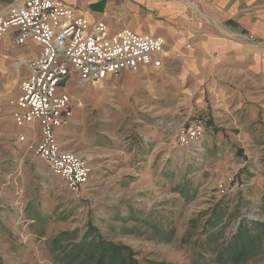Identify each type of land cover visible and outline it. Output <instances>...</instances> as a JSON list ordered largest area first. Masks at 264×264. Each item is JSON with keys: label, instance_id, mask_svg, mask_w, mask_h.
<instances>
[{"label": "rangeland", "instance_id": "1", "mask_svg": "<svg viewBox=\"0 0 264 264\" xmlns=\"http://www.w3.org/2000/svg\"><path fill=\"white\" fill-rule=\"evenodd\" d=\"M1 46L0 62L9 60L0 69V264H264L256 48L207 53L201 67L167 56L160 70L69 80L65 91L81 107L72 104L57 141L90 169L73 191L17 141L11 101L25 68ZM198 118L204 135L180 147Z\"/></svg>", "mask_w": 264, "mask_h": 264}, {"label": "built area", "instance_id": "2", "mask_svg": "<svg viewBox=\"0 0 264 264\" xmlns=\"http://www.w3.org/2000/svg\"><path fill=\"white\" fill-rule=\"evenodd\" d=\"M6 36L15 48L31 51L17 64L26 70L11 113L20 131L17 141L28 148L33 145L34 154L51 172L77 191L89 182L90 169L57 141L58 131L72 119V104L81 107L65 85L71 79L84 86L124 72L160 70L165 41L128 30L110 33L103 23L90 24L78 9L59 0H10L0 10V39ZM204 127L201 119L191 122L181 131L179 146H191L204 135ZM26 130L34 132L29 142Z\"/></svg>", "mask_w": 264, "mask_h": 264}, {"label": "crops", "instance_id": "3", "mask_svg": "<svg viewBox=\"0 0 264 264\" xmlns=\"http://www.w3.org/2000/svg\"><path fill=\"white\" fill-rule=\"evenodd\" d=\"M59 1L78 9L90 24L103 23L110 33L128 30L162 37L165 57L178 60L184 69L201 67L207 53L233 55L244 45L256 48L258 57L264 58V0ZM9 3L0 0V10ZM0 44L3 53L15 49L13 56L18 60L31 53L15 48L9 36L0 39ZM5 60L9 57L3 58L0 69ZM25 76L24 69L18 94L11 101L12 111Z\"/></svg>", "mask_w": 264, "mask_h": 264}]
</instances>
